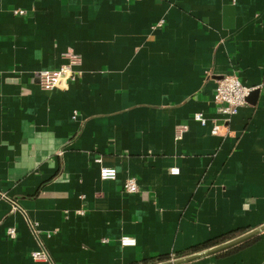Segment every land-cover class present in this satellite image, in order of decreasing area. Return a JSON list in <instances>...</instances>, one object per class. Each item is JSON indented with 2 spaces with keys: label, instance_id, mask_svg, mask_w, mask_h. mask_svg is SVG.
Returning <instances> with one entry per match:
<instances>
[{
  "label": "crops",
  "instance_id": "0c3cea01",
  "mask_svg": "<svg viewBox=\"0 0 264 264\" xmlns=\"http://www.w3.org/2000/svg\"><path fill=\"white\" fill-rule=\"evenodd\" d=\"M225 75L254 89L230 121ZM263 224L264 0H0V264H154ZM191 264H264V232Z\"/></svg>",
  "mask_w": 264,
  "mask_h": 264
},
{
  "label": "built area",
  "instance_id": "2783aa9c",
  "mask_svg": "<svg viewBox=\"0 0 264 264\" xmlns=\"http://www.w3.org/2000/svg\"><path fill=\"white\" fill-rule=\"evenodd\" d=\"M16 14L23 15L25 11L17 10ZM159 23L157 26H160ZM64 59L68 62L60 69L55 71H41L39 73V82L44 89L53 90H67L72 82L76 79L75 67L79 65L80 58L75 53H65ZM253 88H249L241 83L236 75H225L217 83L216 91L214 93L213 102L217 107V111L227 120L230 121L232 117L236 116L239 110L247 105V99ZM194 120L201 125L207 124V119L200 112L194 115ZM220 125H215L212 129V134H221ZM187 125H178L176 127L177 138H180L182 133L187 131ZM172 173H178V169H172ZM117 171L111 167H101L100 178L102 180H115ZM124 190L127 193L134 194L140 191L139 185L135 178H128L124 183ZM9 237L15 238V228L8 229ZM106 242V240H105ZM121 244L124 246H133L136 244L135 239L130 237L121 238ZM45 248L42 246L40 250L32 253L35 259L46 256ZM174 259V258H171Z\"/></svg>",
  "mask_w": 264,
  "mask_h": 264
},
{
  "label": "water",
  "instance_id": "95a60500",
  "mask_svg": "<svg viewBox=\"0 0 264 264\" xmlns=\"http://www.w3.org/2000/svg\"><path fill=\"white\" fill-rule=\"evenodd\" d=\"M264 232V224L254 228L242 235H239L227 242H224L222 244L216 245L214 247L211 248H207L192 254H188L185 256H181V257H176L174 259H168L166 261H162V262H158V263H154V264H191L195 261H198L200 259L206 258V257H210L212 255H216L219 254L221 252L233 249L237 246L243 245L251 240H253L254 238L258 237L259 235H261Z\"/></svg>",
  "mask_w": 264,
  "mask_h": 264
},
{
  "label": "trees",
  "instance_id": "16d2710c",
  "mask_svg": "<svg viewBox=\"0 0 264 264\" xmlns=\"http://www.w3.org/2000/svg\"><path fill=\"white\" fill-rule=\"evenodd\" d=\"M167 260L168 258H166V257H163V258H159V259H156V260H158V261H163V260Z\"/></svg>",
  "mask_w": 264,
  "mask_h": 264
}]
</instances>
